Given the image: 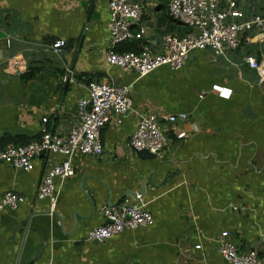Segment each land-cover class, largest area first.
I'll list each match as a JSON object with an SVG mask.
<instances>
[{"label":"crops","instance_id":"obj_1","mask_svg":"<svg viewBox=\"0 0 264 264\" xmlns=\"http://www.w3.org/2000/svg\"><path fill=\"white\" fill-rule=\"evenodd\" d=\"M140 1L133 28L145 30L152 51L163 35L186 32L171 0ZM239 8L243 20L264 17V0H239ZM109 22L108 0H0V139L69 134L91 81L130 86L133 101L122 123L114 118L102 130V156L77 153L74 176L55 179L54 207L38 191L62 156L40 154L30 172L0 164V202L7 192L24 198L18 209H0V264H220L224 232L240 253L263 254L264 85L244 58L264 61V41L252 32L224 56L191 52L180 70L140 78L108 64ZM57 40L67 44L59 54L50 49ZM139 112L188 115L165 124L167 145L155 159L129 146ZM142 191L152 226L87 240L105 224L103 206Z\"/></svg>","mask_w":264,"mask_h":264},{"label":"built area","instance_id":"obj_2","mask_svg":"<svg viewBox=\"0 0 264 264\" xmlns=\"http://www.w3.org/2000/svg\"><path fill=\"white\" fill-rule=\"evenodd\" d=\"M108 6L110 46L106 60L111 67L134 72L140 78L163 67L171 71L180 70L192 51L210 50L216 56H224L228 50L239 48L241 39L252 32H256L264 41V17L254 15L243 20L244 14L239 8V0H171L169 13L186 32L182 35H163L158 52H154L144 41L145 30L136 32L133 28L144 14L141 1L108 0ZM133 41H141L140 52L117 51L121 44ZM66 45V41L57 40L50 49L59 54ZM244 62L257 71L259 83L264 85V61L246 56ZM221 92L224 95L223 90ZM132 109L130 86L91 81L88 83V96L77 101L79 123L69 134L55 135L45 130L40 140L26 146H10L0 150V164L8 163L16 169L30 172L34 170L35 158L42 152L62 156L64 160L56 163L44 175L38 191V198L48 199L54 207L57 203L55 179L74 176L73 159L77 153L101 157L104 152L102 130L114 118L119 124L122 123L120 117ZM137 117L136 129L129 141L130 148L134 151L147 150L159 156L167 145L165 124L178 125L185 122L188 115L139 112ZM47 122L48 119L45 118L44 123ZM177 138H187V133L180 132ZM23 202V196L7 192L0 202V209L15 210ZM102 215L105 224L91 230L88 241L103 243L124 231L150 227L155 220L141 194H137L135 199H125L115 206H103ZM229 236L228 232H224L217 239L222 258L220 264H264V253L260 254L255 250L240 253L229 241ZM196 248L201 249V245Z\"/></svg>","mask_w":264,"mask_h":264},{"label":"trees","instance_id":"obj_3","mask_svg":"<svg viewBox=\"0 0 264 264\" xmlns=\"http://www.w3.org/2000/svg\"><path fill=\"white\" fill-rule=\"evenodd\" d=\"M117 51L119 53H124V52H140L141 51V41H133V42H127L121 44L118 48ZM26 79H29L32 77V73L29 71L23 75ZM31 141H23L21 139L12 137L10 135H6L3 138L0 139V150H3L7 147L13 146V147H18V146H26L30 144Z\"/></svg>","mask_w":264,"mask_h":264},{"label":"water","instance_id":"obj_4","mask_svg":"<svg viewBox=\"0 0 264 264\" xmlns=\"http://www.w3.org/2000/svg\"><path fill=\"white\" fill-rule=\"evenodd\" d=\"M192 53H196V51H192ZM136 152V154L138 155V157L139 158H143V159H155L157 156L155 155V154H153V153H150L149 151H147V150H142V151H135ZM41 154H49L48 152H42ZM131 196H132V198H137V194L138 193H136V194H131L130 192H128ZM139 194H141L142 196L143 195H145V192L144 191H142L141 193H139ZM126 197V196H125ZM112 206H115V205H112ZM28 230H29V228H28ZM31 230V229H30ZM28 264H33V261H31V262H29Z\"/></svg>","mask_w":264,"mask_h":264}]
</instances>
